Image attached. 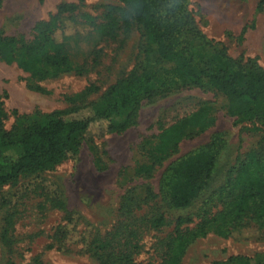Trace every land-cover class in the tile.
Returning a JSON list of instances; mask_svg holds the SVG:
<instances>
[{
  "label": "rangeland",
  "instance_id": "rangeland-1",
  "mask_svg": "<svg viewBox=\"0 0 264 264\" xmlns=\"http://www.w3.org/2000/svg\"><path fill=\"white\" fill-rule=\"evenodd\" d=\"M262 1L189 0L188 11L197 29L219 43L227 56L255 60L264 69V4L256 12ZM63 5L76 7L74 13L64 16L78 23L83 15L101 23L106 7L121 6L116 0H2L0 33L30 38L35 24L49 20ZM146 39L140 28L132 26L127 33L118 32L113 40L90 36L81 42L69 41L67 52L84 72L42 81L38 83L41 92L28 88L26 73L0 62V94L5 91L7 96L4 128L10 130L18 118L31 120L85 105L97 111L110 109L111 120L120 123L124 113L103 96L138 63ZM89 86L97 91L82 101H72ZM221 101L213 92L187 88L144 101L136 126L102 137L94 130L92 146L84 143L76 157L0 188V264H161L176 219L190 218L189 229L197 224V216L223 184L227 170L250 152H264V127L256 122L240 123L218 112L211 129L180 143L176 153L150 177L132 173L140 144L194 113L203 103L219 105ZM213 137L221 139L222 148L209 186L189 207L170 209L159 197L165 169ZM155 216H162L166 227L152 230L148 221ZM104 243L109 244L104 251L94 250ZM233 256H264V233L227 239L208 234L186 248L179 264H216Z\"/></svg>",
  "mask_w": 264,
  "mask_h": 264
},
{
  "label": "trees",
  "instance_id": "trees-1",
  "mask_svg": "<svg viewBox=\"0 0 264 264\" xmlns=\"http://www.w3.org/2000/svg\"><path fill=\"white\" fill-rule=\"evenodd\" d=\"M116 1L121 6L106 7L101 23L89 15L81 16L82 22L78 23L64 16L74 13L76 7L63 5L49 20L35 24L30 38L0 33V62L15 65L26 73L28 88L37 92H41L38 83L42 81L84 72L67 52L66 45L71 40L81 42L90 36L113 40L118 32L127 33L132 26L140 28L147 38L140 63L103 96L113 100V107L124 113L118 124L111 120L110 109L97 111L85 105L31 120L18 118L6 130L3 104L7 96L5 91L0 94V188L76 157L84 143L92 146L94 130L99 137L126 132L136 126L142 102L176 89L213 92L222 101L219 105L203 103L194 113L160 129L157 136L144 139L139 160L132 169L136 176L150 177L176 153L180 143L211 129L218 112L240 123L256 122L264 127V69L252 59L230 58L219 43L208 40L188 11L189 0ZM263 4L262 1L257 5L256 12L261 11ZM96 91V87L89 86L72 101H82ZM221 142L213 137L207 145L165 169L159 197L170 209L189 207L209 186ZM197 218L199 221L192 229L187 228L192 223L190 218L176 219L161 264H179L186 248L208 234L227 239L264 233V152H250L230 167L223 184L211 194ZM148 222L152 230L167 225L162 216ZM61 236H66L65 229ZM108 246L99 244L94 250L101 252ZM216 264H264V256H233Z\"/></svg>",
  "mask_w": 264,
  "mask_h": 264
},
{
  "label": "clouds",
  "instance_id": "clouds-1",
  "mask_svg": "<svg viewBox=\"0 0 264 264\" xmlns=\"http://www.w3.org/2000/svg\"><path fill=\"white\" fill-rule=\"evenodd\" d=\"M130 11V10H129Z\"/></svg>",
  "mask_w": 264,
  "mask_h": 264
}]
</instances>
